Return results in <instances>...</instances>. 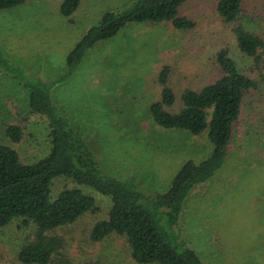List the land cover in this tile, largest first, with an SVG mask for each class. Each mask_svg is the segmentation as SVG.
<instances>
[{"label":"rangeland","instance_id":"obj_1","mask_svg":"<svg viewBox=\"0 0 264 264\" xmlns=\"http://www.w3.org/2000/svg\"><path fill=\"white\" fill-rule=\"evenodd\" d=\"M60 1L24 0L0 9V52L24 78L48 86L49 104L75 124L104 175L117 181L135 176L146 197L164 192L181 163L202 160L211 145L205 131L187 136L151 122L147 106L159 95L156 72L165 63L172 67L169 84L175 101L167 110L175 112L182 88L196 89L217 76L212 55L218 48H228L239 66L247 63L214 13L216 0H187L179 7L195 21L191 30H176L167 21L127 23L113 37L82 47L73 69L64 59L82 33L103 10H123L134 0H81L69 17L58 12ZM242 7L250 25L264 34V0H242ZM258 100H246L241 107L229 154L206 182L191 188L173 226L201 264H264V119L257 126L250 119L264 113V102ZM26 103V90L0 69V143L14 147L19 160L29 163L46 151L49 121L30 113ZM8 124L19 127L17 142L5 134ZM68 184L61 177L53 179L52 194ZM84 191L98 210L52 231L63 239L66 259L136 264L123 237L89 240V227L106 217L110 199ZM32 230V224L22 225L19 218L0 228V264H21L16 253ZM53 264L65 260L55 258Z\"/></svg>","mask_w":264,"mask_h":264},{"label":"trees","instance_id":"obj_2","mask_svg":"<svg viewBox=\"0 0 264 264\" xmlns=\"http://www.w3.org/2000/svg\"><path fill=\"white\" fill-rule=\"evenodd\" d=\"M186 1L134 0L123 10H103L67 52L65 66L73 69L82 47L113 37L130 22L167 21L176 30H191L195 21L180 13ZM23 2L0 0V9ZM79 3L80 0H61L58 12L69 17ZM214 13L229 28L237 53L247 63L239 66L228 48H218L212 55L217 76L196 89L182 88L175 112L167 110L175 101L169 84L172 67L165 63L156 72L154 81L159 95L147 106L151 122L156 127L180 130L187 136L205 131L211 149L198 162L183 161L167 189L152 197H146L136 187L133 175L121 181L104 175L75 124L49 104L48 86L37 78H24L0 52V69L26 90L28 111L44 115L49 121L46 151L35 162H21L14 147L0 143V228L13 218H19L22 225H33L31 238L16 253L21 264H53L55 258L64 259L65 264H88L67 260L63 239L52 232L73 223L85 212L98 210L93 197L84 191L86 188L110 199L106 217L89 227V240L100 241L110 234L123 237L136 264H201L196 252L178 240L173 226L191 188L206 182L229 154L233 131L246 100L256 98L264 102V34L250 25L242 0H216ZM250 119L257 126L264 113ZM5 134L11 142H17L21 131L8 124ZM58 177L69 184L53 195L51 183Z\"/></svg>","mask_w":264,"mask_h":264},{"label":"crops","instance_id":"obj_3","mask_svg":"<svg viewBox=\"0 0 264 264\" xmlns=\"http://www.w3.org/2000/svg\"><path fill=\"white\" fill-rule=\"evenodd\" d=\"M81 1V0H80ZM80 6V5H79Z\"/></svg>","mask_w":264,"mask_h":264}]
</instances>
